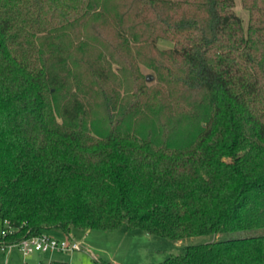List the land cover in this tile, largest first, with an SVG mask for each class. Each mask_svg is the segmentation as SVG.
<instances>
[{
	"label": "trees",
	"instance_id": "16d2710c",
	"mask_svg": "<svg viewBox=\"0 0 264 264\" xmlns=\"http://www.w3.org/2000/svg\"><path fill=\"white\" fill-rule=\"evenodd\" d=\"M119 1L189 34L172 50L179 83L204 100L190 103L181 127L133 129L124 123L135 106L108 90L100 64L98 120L69 66L73 47L90 43L64 31L100 11L98 0H0V220L10 227L0 240L137 228L210 237L157 264H264V233L225 236L264 229V19L251 17L245 32L234 0H193L202 15L178 18L170 11L180 0ZM248 8L264 18L263 1Z\"/></svg>",
	"mask_w": 264,
	"mask_h": 264
},
{
	"label": "rangeland",
	"instance_id": "374dc122",
	"mask_svg": "<svg viewBox=\"0 0 264 264\" xmlns=\"http://www.w3.org/2000/svg\"><path fill=\"white\" fill-rule=\"evenodd\" d=\"M180 1L171 5L170 13L177 18L185 14L189 16L192 12L195 15H202L197 11V2ZM252 1L234 0L233 11L241 19L245 32L251 17L259 26H261L259 22L264 19L248 8ZM98 5L100 11L81 17L79 22H74L64 29L67 35L65 41H70L74 35L81 34L90 43L79 48L73 47L69 66L79 74L81 87L86 89L94 102L91 113L95 114L98 120L103 116L100 108L101 83L92 72L96 71L100 64L103 66L109 64L107 71L109 81L106 87L108 90L114 89L120 98L124 96L127 103L135 106L134 118L126 121L125 125L141 131L148 128L160 131L159 121L165 122L169 127H181L180 118L182 119L188 112L190 103L195 99L204 100L202 93H188L179 83L184 65L172 50L185 42L189 34L166 30L162 23L156 24L150 8H147L144 16L140 18L133 10L124 12L126 4L119 0H98ZM132 7L130 3L129 8ZM146 21L151 22L152 26L147 27L148 24L142 23ZM123 27H127L126 38L129 39L127 45L123 43L118 31ZM152 37L155 39L151 40ZM256 37L254 35V38ZM140 90L142 93H139ZM2 227L0 220V234ZM261 233H264V229L232 232L225 236ZM49 235L56 237L55 234ZM62 237L74 238L82 243V249L75 252L34 253L27 258L28 263L49 264L48 258H56L55 260H63L69 264H96L97 261L114 264H157L170 255L183 253L188 245L202 243L210 238L196 236L174 241L147 234L137 228L129 230L124 227L114 230L76 229L72 231L70 237L69 235ZM23 261L18 248H11L6 253L0 251V264H23Z\"/></svg>",
	"mask_w": 264,
	"mask_h": 264
},
{
	"label": "built area",
	"instance_id": "2783aa9c",
	"mask_svg": "<svg viewBox=\"0 0 264 264\" xmlns=\"http://www.w3.org/2000/svg\"><path fill=\"white\" fill-rule=\"evenodd\" d=\"M4 225L6 230L1 231L2 238L6 233L10 232V227L8 222L5 221ZM70 237V236H69ZM82 243L75 240L74 238H58L49 235L48 233L42 232L36 236L25 237L17 242L6 243L3 239L0 240V251L6 253L11 248H18L23 256V264H29L27 258L34 253H45L48 251H58V252H75L82 249ZM96 264H105L103 262L97 261Z\"/></svg>",
	"mask_w": 264,
	"mask_h": 264
},
{
	"label": "crops",
	"instance_id": "0c3cea01",
	"mask_svg": "<svg viewBox=\"0 0 264 264\" xmlns=\"http://www.w3.org/2000/svg\"><path fill=\"white\" fill-rule=\"evenodd\" d=\"M55 234L56 235V237H58V238H62V236L63 235H65V234H63L60 230H51V231H49L48 232V234ZM72 233V232H71ZM71 233L69 234V236L71 235ZM56 258H48V263L50 264V262H52V261H59V260H55ZM61 262H64V263H66V264H69L68 262H66V261H61ZM103 263H106V264H108V263H110V262H104V261H102ZM114 264V263H113Z\"/></svg>",
	"mask_w": 264,
	"mask_h": 264
},
{
	"label": "water",
	"instance_id": "95a60500",
	"mask_svg": "<svg viewBox=\"0 0 264 264\" xmlns=\"http://www.w3.org/2000/svg\"><path fill=\"white\" fill-rule=\"evenodd\" d=\"M147 79H150V77H147Z\"/></svg>",
	"mask_w": 264,
	"mask_h": 264
}]
</instances>
